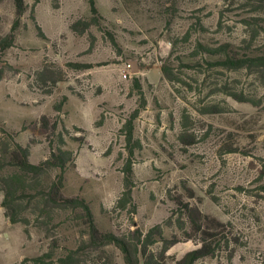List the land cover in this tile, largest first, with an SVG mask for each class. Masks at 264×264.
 <instances>
[{"label":"rangeland","instance_id":"obj_1","mask_svg":"<svg viewBox=\"0 0 264 264\" xmlns=\"http://www.w3.org/2000/svg\"><path fill=\"white\" fill-rule=\"evenodd\" d=\"M94 2L97 24L77 33L70 25L91 19L88 0H25L13 46L0 52V135L29 143L33 164L62 139L61 149L73 153L62 195L86 200L101 232L131 239L159 226L165 238L176 237L165 264L200 246L181 230L179 204L219 224L214 255L195 264H264V80L212 67L216 58L201 49L264 53V14L245 0ZM14 15L12 0H0V41ZM165 64L172 82L161 73ZM44 68L62 80L51 85L38 74ZM135 110L128 143L125 125ZM42 117L55 123L54 136L41 128ZM42 222L31 219L26 241L0 212V264L44 253L52 254L44 264H61L69 251L76 264H124L113 245L91 247L74 214ZM161 247L158 241L149 251Z\"/></svg>","mask_w":264,"mask_h":264},{"label":"trees","instance_id":"obj_2","mask_svg":"<svg viewBox=\"0 0 264 264\" xmlns=\"http://www.w3.org/2000/svg\"><path fill=\"white\" fill-rule=\"evenodd\" d=\"M246 5L251 7V12L264 14V0H245ZM14 7V21L10 27L9 33L0 41V52L13 46L15 31L19 27L20 20L26 11L25 0H12ZM91 19L78 20L70 25V29L77 33H83L90 26L97 24V9L94 0H88ZM264 22V20H263ZM264 32V26H262ZM39 36H43L40 29ZM254 32V31H253ZM111 42L114 39L110 36ZM203 52L214 57L210 65L212 67L222 68L228 71L248 70L264 80V53H255L246 51L242 53L234 52L227 45L218 47H201ZM248 49V48H247ZM67 66L77 70H87L91 68L90 64L68 63ZM161 73L169 82L173 81L170 69L165 64L161 67ZM43 78H48L51 85L61 81V73L53 75L49 69L44 68L38 73ZM54 76V77H53ZM139 89V88H138ZM139 95L142 93L139 89ZM237 101H243L242 97L229 93ZM142 106L144 99L141 100ZM141 106V107H142ZM61 106L58 104L57 109ZM139 111L135 110L130 120L125 125L127 130V142L132 136V121ZM41 128L48 134L54 136L55 123L51 124L49 120L42 117L40 119ZM56 150H50L48 156L33 164L30 161L29 143L22 145L15 141L12 133L2 131L0 135V172L5 168L12 169L9 174H0V193L2 199L0 206L3 208L4 217L10 224H17L23 228V233L29 239L28 227L31 219L38 222L44 218L46 225L50 221V216L56 212L74 214L75 220L80 221L87 230L89 236V245L95 249L101 246L113 245L123 256L124 264H165L166 253L169 248L178 241L176 237L167 239L163 236V230L155 226L146 233L136 231L130 238L116 237L112 233L101 232L93 219V215L86 200L79 197L66 198L62 195L64 174L69 165L73 164V153L68 150H62L64 145L62 139ZM125 172L130 174V163L125 167ZM53 175V180L48 184H43V178L48 174ZM128 183V181H125ZM129 190L124 192L128 196ZM34 203L32 206L31 203ZM178 212L186 219L185 227H181L185 234L192 239L197 236L199 247L185 254L180 260L173 264H195L199 259L214 255L216 246L220 239L216 238L218 223L215 220H209L201 214L196 206L188 204H179ZM29 210V213L27 211ZM193 235V236H192ZM157 238V239H156ZM161 241L162 247L157 255L149 251V247L154 243ZM218 241V242H217ZM75 251L69 253L63 258H59L61 264H76ZM51 253H44L33 258H23L20 264L31 262L32 264H44L46 260L51 259Z\"/></svg>","mask_w":264,"mask_h":264},{"label":"crops","instance_id":"obj_3","mask_svg":"<svg viewBox=\"0 0 264 264\" xmlns=\"http://www.w3.org/2000/svg\"><path fill=\"white\" fill-rule=\"evenodd\" d=\"M1 199H2V197H1V195H0V203H1ZM0 212H1L2 217L4 218V224H5V226H8V229H11L12 226H13V224H10L9 221L4 217V214H3L4 211H3V208H2L1 206H0ZM14 225H17V224H14ZM22 231H23V228H22ZM26 241H27V238H26ZM24 258H25V257H24ZM22 259H23V258H22ZM22 259L20 258V260H18V262H15V263H13V264L20 263Z\"/></svg>","mask_w":264,"mask_h":264}]
</instances>
